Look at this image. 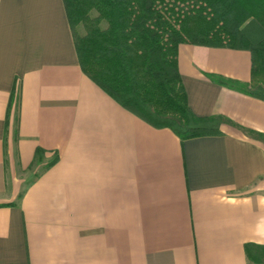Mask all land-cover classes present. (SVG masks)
I'll return each mask as SVG.
<instances>
[{
    "label": "crops",
    "instance_id": "1",
    "mask_svg": "<svg viewBox=\"0 0 264 264\" xmlns=\"http://www.w3.org/2000/svg\"><path fill=\"white\" fill-rule=\"evenodd\" d=\"M178 66L192 112L231 122L220 135L182 140L108 95L63 0H0V264L260 263L246 245L264 246L249 132L264 134V101L211 77L248 84L251 53L181 44Z\"/></svg>",
    "mask_w": 264,
    "mask_h": 264
},
{
    "label": "trees",
    "instance_id": "2",
    "mask_svg": "<svg viewBox=\"0 0 264 264\" xmlns=\"http://www.w3.org/2000/svg\"><path fill=\"white\" fill-rule=\"evenodd\" d=\"M63 1L84 74L155 128H169L184 140L220 135V125L230 122L221 116L200 118L190 109L178 66L181 44L249 50L248 84L211 77L264 101V0ZM16 93L17 87L9 113L18 103ZM249 132L264 142V134ZM44 154L37 148L36 162ZM56 161L57 157L42 168ZM246 252L251 261L259 262L264 246L247 244Z\"/></svg>",
    "mask_w": 264,
    "mask_h": 264
},
{
    "label": "rangeland",
    "instance_id": "3",
    "mask_svg": "<svg viewBox=\"0 0 264 264\" xmlns=\"http://www.w3.org/2000/svg\"><path fill=\"white\" fill-rule=\"evenodd\" d=\"M257 3H260V2H262L263 0H255ZM77 30H78V32L79 33H82L84 30H83V28H82V26L81 25H79L78 27H77ZM34 169H36L37 170V172H39L40 170H41V168L40 167H35ZM259 264H264V252H260L259 253Z\"/></svg>",
    "mask_w": 264,
    "mask_h": 264
}]
</instances>
